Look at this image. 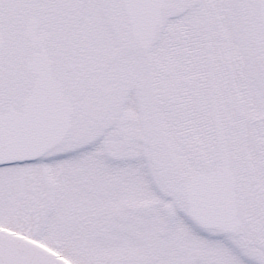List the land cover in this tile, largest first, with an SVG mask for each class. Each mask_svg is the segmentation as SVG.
Masks as SVG:
<instances>
[{"label":"snow or ice","instance_id":"obj_1","mask_svg":"<svg viewBox=\"0 0 264 264\" xmlns=\"http://www.w3.org/2000/svg\"><path fill=\"white\" fill-rule=\"evenodd\" d=\"M0 264H264V0H0Z\"/></svg>","mask_w":264,"mask_h":264}]
</instances>
